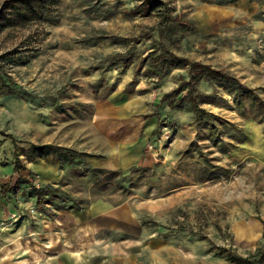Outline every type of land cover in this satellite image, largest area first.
Wrapping results in <instances>:
<instances>
[{
    "label": "rangeland",
    "instance_id": "rangeland-1",
    "mask_svg": "<svg viewBox=\"0 0 264 264\" xmlns=\"http://www.w3.org/2000/svg\"><path fill=\"white\" fill-rule=\"evenodd\" d=\"M163 1L0 0V264H243L264 244V108L201 80L216 118L198 127L161 100L185 67L150 76L141 61L166 49L264 100V6L245 18L227 0ZM99 202L125 205L87 216Z\"/></svg>",
    "mask_w": 264,
    "mask_h": 264
},
{
    "label": "trees",
    "instance_id": "trees-1",
    "mask_svg": "<svg viewBox=\"0 0 264 264\" xmlns=\"http://www.w3.org/2000/svg\"><path fill=\"white\" fill-rule=\"evenodd\" d=\"M136 6L138 8L144 6L141 10L142 12L146 13L152 8H163L165 6V2L163 0H142V2H140L139 5ZM0 18V20H2V17ZM6 22H1L0 28L7 24ZM141 61L146 65L145 71L150 76L163 75L165 71L173 65H181L185 67L187 76L185 78L180 77V81L178 82L177 86H175L170 91L165 92L161 97V100H166L167 104L170 106H181L182 104H187L193 114L194 123L198 127H202L204 125H206V127H209L216 118L213 112L209 111L201 105L203 102L213 101V98L216 96L214 92L206 93L202 92L198 88L197 84L201 80L210 82L214 90L221 89L231 94L236 103H239L242 98L246 97L250 101L256 99L257 103L264 108V100L258 93H254L251 87H248L246 84L241 82L235 75L225 70L216 68L209 63L199 60H189L185 56L177 55L172 51H168L166 49L156 52V49L154 48L149 50L144 55ZM2 83L5 84V77L2 70L0 69V84ZM181 92H183V94L174 102L175 98H177V96ZM238 132L239 135L233 137L235 143L241 142L245 138V134L241 130H238ZM3 134H5V136L12 137L9 133ZM235 143H229V147L227 146L223 148L222 151H228L230 147L235 146ZM28 152L30 156H32L33 154L42 155L46 153H54L60 160H67L68 162H71L75 158V154L71 150L64 149L58 145L49 143H30ZM22 167H24V164L22 163L21 157H19L18 153L15 152L13 171L18 172ZM89 168L90 169L88 170H90L92 173L99 171V169L96 167ZM18 178L26 180L21 176H18ZM7 186L8 183L2 185L0 195H3L4 190ZM35 192L38 199L39 196L43 194V192L38 188H36ZM262 235L264 236V226ZM242 263L264 264V244L261 247L256 248V253H251L248 256L244 257Z\"/></svg>",
    "mask_w": 264,
    "mask_h": 264
},
{
    "label": "crops",
    "instance_id": "crops-1",
    "mask_svg": "<svg viewBox=\"0 0 264 264\" xmlns=\"http://www.w3.org/2000/svg\"><path fill=\"white\" fill-rule=\"evenodd\" d=\"M264 0H227L226 4H222L220 6V8L222 10H227V12H234V10H238L240 9L242 11V13H239L240 16L248 18L251 17L253 15L256 14V12H258L260 10V8H262L264 6ZM215 8H218L215 7ZM236 14H234L233 16H235ZM254 17V16H253ZM260 21L258 19H256V28H259L260 26ZM103 202H99V203H92L88 208V210L90 211L89 214L87 216L90 217H96L98 215H116L117 212L120 211L121 208L124 207L125 203H120L117 205H112V206H108L106 204H104ZM63 216H66L65 219H70V220H74L76 221V219H74L72 217V214L70 213V211H65L60 213ZM91 219V218H90ZM87 222H89V219H86ZM63 223L64 220H62ZM95 233V230L93 231Z\"/></svg>",
    "mask_w": 264,
    "mask_h": 264
}]
</instances>
